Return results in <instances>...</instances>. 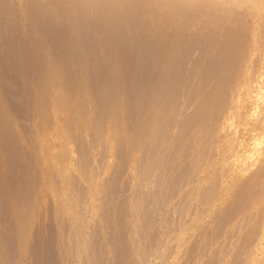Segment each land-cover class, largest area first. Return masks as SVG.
Masks as SVG:
<instances>
[{
  "label": "rangeland",
  "instance_id": "1",
  "mask_svg": "<svg viewBox=\"0 0 264 264\" xmlns=\"http://www.w3.org/2000/svg\"><path fill=\"white\" fill-rule=\"evenodd\" d=\"M210 1L0 0V112L5 115L2 117L3 115L0 113V143L2 142L0 148L3 149H0V157L2 158L0 159V171H3L4 176L7 175L4 177L0 173V176L3 180L4 178L13 179V176L16 177V181L10 180L11 182L14 181L13 185L11 184L13 187H11L16 189L13 190L10 187L11 182L7 179L10 182L7 181L9 183L8 192H10H6L8 193L6 197L3 195L5 194L4 191H7L3 189L6 188L4 187L6 182L3 181V185L0 184V195L6 198L5 203L4 198H0V218L2 213L4 218L6 215L8 216L6 221L1 218L5 224L0 222V234L3 237L8 235L5 237L6 240L7 237L9 238L14 234L19 247H17L16 242L14 244L16 240L12 236L13 239L10 242L14 240L12 242L14 245H10V242L7 241L10 248L8 246L6 251L4 245L7 243L6 241H4L5 243L1 242L3 237L0 235V264H10V261V263L7 262L8 258L6 257L8 255L6 252L16 248H18L16 260L19 259V261H15V263L19 264L22 261L21 264H31L32 253L30 252L33 250L30 249H33L35 244H38V248L41 244H45L46 239L43 242L39 236L42 231L46 232L45 235H48V240L49 235L53 238L50 239L52 242L54 241L55 246L52 252H55L53 254L58 258V264H82V262L95 264L97 257V262L100 260L102 264H116L115 257H112L114 256V248L110 239L112 240V236L117 238L120 235L122 237L117 239L125 238L128 240L124 239L128 244L126 247L131 252V254L128 252L130 256L127 255L128 249L123 245V242H120L123 246L117 243L121 247H119L120 250L123 251V247L127 249L125 253L122 252L126 254L124 257L127 260L126 262L122 261L121 264L123 262L125 264H264V0H225L221 3ZM113 8H118L121 13L112 10ZM65 9L75 12L66 22L58 21L56 23L50 19L46 20L50 12L51 14L59 13ZM7 10L10 11L9 14L11 13L9 18L6 13ZM115 11L120 14L121 20L125 21V24L115 29L112 27V30L130 35L136 27L135 25L132 26L130 22L134 23L135 20H138L141 25L147 28V31L140 36H143L147 41L161 36L164 44L171 47L166 58L163 62L153 63L156 65L155 69L151 67L153 64H143L131 66L127 70V67L120 66L122 62L119 59L112 60L114 64L109 67L114 66L113 69L115 68L114 70L117 71L113 72L115 75L118 74V71L122 73L126 70L128 74L133 67L136 70L137 68L140 69V72L131 69L133 74L127 76V78L131 77L129 78L130 81H126L127 74H124V78L117 81L118 76L109 74L113 70L110 71L111 69L101 65V62H95L90 65V68L96 64V67L94 66L96 70L94 68L85 70L84 76L87 74L85 83H76L71 79V75L75 72L73 69L79 68L76 65H71V67L64 65L67 62L71 63V61H67L62 56H69L73 51L78 52L79 50L76 49H81V51L87 48L95 49L99 47L102 39L109 38L110 34H107L106 29L103 28L96 30L92 32L88 40L78 38L74 43L75 47L73 46L75 49L71 50L69 46L66 47L71 44V42H67L70 38L69 33L79 31L84 25L86 27L84 21L86 15L90 16L87 19L90 21L92 19L89 25L91 27L107 22L106 19H111L109 14ZM103 12L107 13L106 19L101 17ZM40 21L42 23L44 21L43 27L47 25V31L43 29V32H34L37 23ZM49 30L50 32L53 30L55 33L52 31V35H50ZM56 33L62 35L61 43L66 42L64 44L66 50L60 48L54 51V49L46 48L52 45V40L48 38L49 35L54 36ZM54 37L59 36L55 35ZM119 40L122 41L120 38ZM12 41L13 43H11ZM124 46L133 53L139 50L132 43ZM120 48L117 49L115 45H112L109 53L114 56L124 53L120 51ZM20 49L22 52H19ZM66 51L67 54H64ZM28 52L33 53V55L31 54L32 56L28 57L27 60L22 61L26 59L25 56L30 55ZM41 52L45 56L47 70L44 72L45 69L41 67L43 72L39 73L41 70L38 67L35 68L34 65V68L30 66L31 62L29 61H31V57L36 59V56ZM21 54H23V59L20 57ZM185 55L189 57L186 61L183 58ZM16 56L22 62L16 60ZM181 57L183 62H178ZM35 59L32 63L39 66ZM17 62L20 64L19 67ZM81 62L86 66L89 64L88 59H83ZM9 64L14 65L12 69H10L11 66H8ZM21 65H24L23 68ZM98 65L102 67L100 68ZM103 66L107 68H105L106 71ZM72 67L74 68L71 69ZM161 67H164L162 68L163 71L160 70ZM33 69H35V74L32 73ZM37 69L40 71L36 72ZM102 69H104L103 74L105 76L107 74L106 78H109L105 81L110 80L112 76L111 79L114 78V83L118 82L116 88L120 90V86L124 85L122 87L124 91L118 96L116 95L118 89L115 92L114 89H111L112 87L110 88L114 91L115 94L113 95L116 96V99L111 95L112 91L108 88L110 81H102V86L100 85L101 82L99 81L105 79L102 75ZM141 69L145 70L143 73H150L151 78L146 74L150 78L149 83L148 78H145L147 76H143L145 84L139 80V76H135L136 73H142ZM7 70L9 71L7 72ZM21 70L23 71L21 72ZM95 71L96 74H94ZM100 71L102 72L100 73ZM158 73L162 75L156 76ZM108 74L111 76L109 77ZM153 74H156V78ZM168 74H170V78L167 77ZM28 75L30 77L26 79ZM178 75L179 78H177ZM153 76L157 80L154 81ZM12 77L14 78L12 79ZM136 77L138 83L135 80ZM163 77L168 79L167 83L172 80L170 81V88L179 92L177 97L168 98L170 88ZM89 78L93 79L92 84H89ZM131 79H133L132 82ZM13 80H16L15 83L18 87L11 83ZM17 80L22 81V83L19 84ZM112 80L111 82H113ZM179 80L180 83H178ZM29 81L33 82L32 84L36 88L34 85L28 84ZM135 81L136 83H134ZM157 81H162L163 86L166 83L169 90L166 85L164 88H160L161 85H158ZM105 83L107 85H104ZM152 83L156 86H153ZM8 84L12 86L7 87ZM22 84L24 89L19 87ZM93 84L97 85H95L96 88ZM179 84L182 88L184 86L183 89L185 90H181ZM80 85L81 87H79ZM103 86H107V88ZM126 86L136 88L135 92L132 93L131 88L128 91ZM147 86L154 90L152 93L155 95L152 93L150 95L155 96V100L161 99L162 95H167L155 103L154 97L149 96L152 89L149 90ZM27 87L28 89L34 88L35 98L32 92H29L30 95L27 93ZM165 87L166 94L164 92ZM6 88L8 89L6 90ZM98 88L105 89V91L102 92L101 89L98 91ZM19 89H21L20 92ZM159 89L162 91V95L159 94L160 97L158 94V96L156 95ZM12 90L15 94L16 91L19 92H17L19 98L13 92L10 94ZM140 91L142 93H139ZM144 92L150 100L152 98L149 103L145 102L149 98L146 94L143 96ZM134 93L136 96L140 95L136 97L138 100L135 99ZM184 93H187L185 94L186 100L182 98ZM20 94L22 97L25 95L26 98L23 97L25 100L20 98ZM31 94L34 98L33 112H31L33 107H30L32 99L30 105L27 103V100L32 96ZM110 95L112 97L108 98L113 100L112 102L108 101L106 97ZM95 96H97V100ZM14 99L17 101H12ZM98 99L102 103L100 100V103H97ZM103 99L105 105L109 106L104 105ZM182 99L188 100L185 102L187 103V105L185 104L186 107H184L185 105L182 107ZM18 101L19 103L23 101V105L21 103L18 105ZM108 102L112 104H108ZM143 102L144 105L141 104ZM149 104L150 111H146L149 110L147 109L149 106H147V108H143L146 113L143 112L142 106ZM100 105L103 107L101 108ZM131 105L137 107V113L135 108H129L132 107ZM15 106H19L20 109L28 106L30 110L26 108V111L31 112L28 113L31 114L32 119L30 120L25 109L23 112L26 113L21 112L20 114L18 112L20 109L15 108ZM17 109L19 110L17 111ZM179 109L183 110L180 111ZM141 114L143 117H140ZM138 119H143L144 122L143 120L140 122ZM186 121L190 123L188 124ZM144 126H147V131L145 129L143 131ZM138 128H141L142 132ZM145 131L148 134L144 133ZM18 148L23 150L22 153ZM123 152L125 155H122ZM163 153H166L165 158ZM170 153L172 154L170 155ZM6 154H9L8 158ZM12 155L14 157H11ZM26 155H28L27 158H31L30 164L28 163L30 159L26 161ZM166 155L171 157L166 159ZM121 156H125V160ZM9 157L12 159L10 160ZM6 159L7 161L10 160L9 168L6 166L4 169L2 164L7 165ZM13 159L20 161L16 162ZM165 160L168 161L165 162ZM166 163L168 164L166 165ZM28 164L30 166L26 167ZM10 167H13L14 170ZM26 168L29 169L31 175L25 171ZM18 169L23 170L22 172L25 174L20 170L17 171ZM8 172L13 173L12 177L11 173ZM161 172L162 174H160ZM155 173L161 177L166 173V176L163 175L165 179L160 176L153 177V174L156 175ZM19 176H21V180H19ZM26 176L29 179L32 177L30 180L35 184V187L33 183H28L29 180L26 181L28 179ZM156 178L158 180L161 178L164 181L157 182ZM2 179H0L1 183ZM22 180L23 182L25 180L26 183L23 184ZM166 180L171 181L167 183ZM19 181L21 184L16 183ZM172 182L174 183L171 186ZM22 184L25 185V188L27 184L28 186L32 184L35 192L32 193L33 189L28 192V186L26 190L24 188L21 192ZM166 184L170 185V188H167L169 189L168 193L166 192L167 189L164 188L167 186ZM19 186L21 187L18 189V191L20 190L18 195L16 190ZM158 186L160 187L158 188ZM173 187L175 188L172 189ZM156 189L157 193L154 191ZM14 190L16 192L12 193ZM161 191H164L163 195L160 193ZM1 192L3 193L1 194ZM169 192L170 194L174 192V196L172 194L170 197ZM32 194L33 196H31ZM23 195L25 198H22ZM157 195L161 197L166 195L167 199L162 197L163 200L161 201ZM16 196V200L19 198L24 200L20 199L17 202L15 201ZM146 197L154 200L147 198L148 201ZM11 200L13 201L11 202ZM27 201L29 203L25 205ZM143 202L146 203L144 206ZM4 204L8 208L7 211L11 212L13 221L12 218L7 220L11 216L5 212ZM143 207L147 209L142 210ZM155 209H157V213ZM146 211L147 216L144 214ZM19 212L23 214V217H21L22 214L19 215ZM154 212L155 214H153ZM121 214L123 218H121ZM154 215L155 217H153ZM149 216L150 218L153 217L154 220L148 219ZM31 217L33 218L31 219ZM15 218L16 220H14ZM104 220L107 223L112 222L111 225L114 226L113 229H116H114L116 234L114 232L111 234L112 236H109L113 229H111V225L107 226ZM48 221H54V224L52 223V225ZM15 222L17 224L15 229L12 224V227L6 225L13 223L16 226ZM45 222H48L49 225L44 224ZM63 224L65 227L67 225L69 230L65 231ZM147 224L151 226V229L144 233L148 235V240L151 238L150 241L152 242H148L150 246L147 240L141 237L143 235L141 230L145 231ZM11 228L14 229L15 233V230L19 233L15 235L12 229L13 234L10 232L11 235H9ZM36 228L38 230H35ZM123 228L126 229V236L122 233L119 234L120 230L124 233ZM38 231L40 232L38 233ZM52 234H55V237H52ZM17 235L19 236L17 237ZM93 246H96L95 248L98 246L99 249H93ZM3 248L6 251V257ZM92 249H101L100 254L98 255V251H94L93 254ZM91 254L97 257L92 259Z\"/></svg>",
  "mask_w": 264,
  "mask_h": 264
},
{
  "label": "bare ground",
  "instance_id": "2",
  "mask_svg": "<svg viewBox=\"0 0 264 264\" xmlns=\"http://www.w3.org/2000/svg\"><path fill=\"white\" fill-rule=\"evenodd\" d=\"M176 1H177V0H176ZM180 1H182V2H183V1H184V2L194 1V2H195V1H199V0H180ZM200 1H201V0H200ZM203 1L208 2V0H207V1H206V0H203ZM211 1H215L216 3H217V2H218V3H221V2H223V1H225V0H211ZM211 1H210V2H211ZM229 1H230V0H229ZM169 2H170V1H169ZM205 2H204V3H205ZM167 3H168V1H167ZM217 5H218V4H217ZM3 8H4V7H3ZM11 10H12V9H11ZM14 11H15V10H14ZM12 13H13V12H12ZM3 14H5V13H3ZM19 14H20V13H19ZM9 17H10V15H9ZM12 18H13V17H12ZM14 18H15V15H14ZM17 18H18V17H17ZM5 19H6V18H5ZM5 19H4V20H5ZM14 20H15V19H14ZM14 20H13V21H14ZM20 20H21V19H20ZM7 21H8V20H7ZM17 21H18V20H17ZM45 21H46V20H45ZM43 22H44V21H43ZM46 22H47V21H46ZM4 23H5V22H4ZM10 23H11V22H10ZM18 23H19V22H18ZM18 23H17V24H18ZM6 24H7V23H6ZM17 24H16V25H17ZM20 24H21V23H20ZM47 24H48V23H47ZM59 24H60V23H59ZM59 24H58V25H59ZM8 25H9V23H8ZM16 25H15V26H16ZM48 25H49V24H48ZM58 25H56V26H58ZM56 26H55V27H56ZM2 27H3V26H2ZM5 27H6V25H5ZM19 27H20V26H19ZM46 27H47V25H46ZM49 27H50V26H49ZM3 28H4V27H3ZM6 28H7V27H6ZM33 29H35V28H33ZM48 29H49V28H48ZM51 29H52V28H51ZM1 30H2V29H1ZM9 30H10V29H9ZM13 30H14V29H13ZM49 31H50V30H49ZM49 31H48V33H49ZM52 31H53V30H51V32H52ZM59 31H60V30H59ZM19 32H20V31H19ZM53 32L55 33V31H53ZM10 33H11V32H10ZM6 34H7V33H6ZM33 34H34V33H33ZM45 34H46V33H45ZM62 34H63V33H62ZM2 35H3V34H2ZM40 35H41V34H40ZM65 35H66V34H65ZM3 36H4V35H3ZM21 36H22V35H21ZM24 36H26V35L24 34ZM6 37H8V36L6 35ZM38 37H39V36H38ZM45 37H46V36H45ZM63 37H64V35H63ZM11 38H12V37H11ZM20 38H21V37H20ZM24 38H25V37H24ZM36 38H37V37H36ZM48 38H50V37H48ZM59 38H62V37H59ZM14 39H15V38H14ZM14 39H13V41H14ZM62 40H63V39H62ZM65 40H66V39H65ZM10 41H11V40H10ZM13 41H12L11 43H13ZM41 41H42V40H41ZM43 42H44V41H43ZM64 42H65V41H64ZM67 42H69V41L67 40ZM0 43H1V42H0ZM18 43H19V42H18ZM64 44H66V42L63 43L62 45H64ZM17 45H18V44H17ZM18 46L20 47V45H18ZM26 46H27V45H26ZM16 47H17V46H16ZM34 47H35V46H34ZM73 48H74V47H73ZM15 49H16V48H15ZM21 49H22V48H21ZM21 49H20V50H21ZM25 49H26V48H25ZM74 49H75V48H74ZM17 50H18V48H17ZM76 50H78V49H76ZM12 51H13V50H12ZM31 51H32V50H31ZM16 52H17V51H16ZM19 52H22V50L19 51ZM19 52H18V53H19ZM25 52H26V51H25ZM59 52H60V51H59ZM63 52H64V51H63ZM5 53H6V51H5ZM28 53H29V52H28ZM57 53H58V52H57ZM10 54H11V53H10ZM19 54H20V53H19ZM25 54H27V53H25ZM29 54H30V53H29ZM29 54H27V55H29ZM31 54L33 55V53H31ZM31 54H30L29 56H25V55H24V56L26 57V59H23V58H22V55H23V54H21L20 57L23 59L22 61H25V60H27L28 57L32 56ZM64 54H67V51H66V53H64ZM34 55L36 56V54H34ZM55 55H56V54H55ZM6 56H7V55H6ZM13 56H14V54H13ZM13 56H12V57H13ZM18 56H19V55H18ZM18 56H16V58H15L16 60H20V59H17ZM35 56H33V57H35ZM9 57H10V56H8V58H9ZM36 57H37V56H36ZM70 57H71V56H70ZM10 58H11V57H10ZM34 59H35V58H32V57H31V61H29V62H31V63H30V66L33 67V65H34L35 68L38 67V69L41 70V68H39V66L35 65L34 63H32V61L34 62ZM2 60H4V59H2ZM9 60H10V59H9ZM35 60H36V59H35ZM13 61H15V60H13ZM20 61H21V60H20ZM22 61H21V62H22ZM1 62H2V61H1ZM7 63H9V62L7 61ZM7 63H6V64H7ZM26 63H27V62H26ZM35 63H36V62H35ZM65 63H66V62H65ZM13 64L15 65V63H13ZM31 64H32V65H31ZM152 64H153V63H151V65H152ZM3 65H4V64H3ZM14 65H13V66H14ZM17 65H18V67L20 66V64H19L18 62H17ZM24 65H25V64H24ZM24 65H21L22 68H23ZM64 65H65V64H64ZM64 65H63V66H64ZM101 65H102V64H101ZM5 66H6V65H5ZM8 66H11L10 69H12V67H13L12 64H11V65L9 64ZM15 66H16V65H15ZM94 66L96 67V64H95ZM94 66H93L92 68H90V66H89V70H90V69H93ZM98 66H99L100 68L102 67V66H100V65H98ZM117 66H118V65H117ZM137 66H138V65H137ZM180 66H181V65H180ZM182 66H183V65H182ZM6 67H7V66H6ZM28 67H29V66H28ZM70 67H71V66H70ZM99 67H98V68H99ZM113 67H114V66H113ZM113 67H109V66L107 67V68L111 69L110 71L113 70L112 73H109V71H108V73L111 74V75H113V76H116V77H117V75H115V73L113 74V72L116 71V70H114L115 68L113 69ZM115 67H116V66H115ZM151 67H153V69H155L156 65L153 64ZM151 67H150V68H151ZM158 67H159V66H158ZM158 67H157V68H158ZM8 68H9V67H8ZM33 68H34V67H33ZM73 68H74V67H72L71 69H73ZM98 68H97V70H98ZM103 68H104V66H103ZM105 68H106V67H105ZM105 68H104V69H105ZM107 68H106V69H107ZM148 68H149V67H148ZM162 68H164V67H161L160 70H162ZM13 69H14V68H13ZM38 69L36 70V72H37V71H40V70H38ZM42 69H43V68H42ZM44 69H45V68H44ZM94 69L96 70V68H94ZM104 69H102V71H103ZM106 69H105V71H106ZM109 69H108V70H109ZM131 69H134L135 71L140 72V71H139L140 69L138 70V68H137V70H136V68H134V67L131 68ZM178 69H181V68H178ZM23 70H24V69H23ZM23 70H21V72H22ZM26 70H27V69H26ZM29 70H30V69H29ZM33 70H34V71H33ZM33 70H32V73L34 72V74H35V69H33ZM45 70H46V69H45ZM63 70H64V68H63ZM73 70H75V72H76V71L79 70V69H77V70H76V69H73ZM87 70H88V69H87ZM120 70H121V69H120ZM125 70H126V68H125ZM141 70H142V73H139V74H140V75L142 74V75H141L142 77H141L139 74H137V73H136L135 76H139V77H138L139 80H141V81L145 84V82L143 81V78H144L145 76H147V75H149V77H150V73H149V74H148V73H143V72H145V70H144V69H141ZM143 70H144V71H143ZM146 70H148V69L146 68ZM158 70H159V69H158ZM5 71H6V69H5ZM8 71H9V70H7V72H8ZM13 71H15V70H13ZM68 71H69V70H68ZM93 71H94V70H93ZM102 71H100V73H101ZM154 71H155V73H157L156 70H154ZM162 71H163V70H162ZM162 71H161V72H162ZM164 71H166V70H164ZM30 72H31V71H30ZM30 72H29V73H30ZM41 72H43V70H41L39 73H41ZM70 72L72 73V71H70ZM70 72H68V73H70ZM75 72H74V73H75ZM85 72H86V71H85ZM89 72H90V71H89ZM116 72H117V71H116ZM132 72H133V71H132ZM161 72H160V73H161ZM208 72H209V71H208ZM26 73H27V72H26ZM32 73H30V74H32ZM71 73H70V74H71ZM74 73H73V74H74ZM96 73H97V72L95 71L94 74H96ZM103 73H104V71L102 72V75L105 77V79H104V77L101 75V76L103 77L104 80H100V81L98 80L99 82H101V84H100L101 86H102V81H105L106 79H109V78H106V77H107V74H106V76H105ZM105 73H106V72H105ZM118 73H119V71H118ZM165 73H166V72H165ZM5 74H6V73H5ZM34 74H32V75H34ZM42 74H43V73H42ZM90 74H92V72H90ZM94 74H93V75H94ZM109 74H108V76H109ZM126 74H127V73H126ZM131 74H133V73H131V71H130V73L126 75V78H127L128 75L131 76ZM146 74H147V75H146ZM207 74L209 75V73H207ZM12 75H15V74H12ZM66 75H67V74H66ZM86 75H87V74H86ZM86 75H85V77H86ZM93 75H92V76H93ZM97 75H100V74H97ZM111 75H110V76H111ZM144 75H145V76H144ZM153 75H154V74H153ZM155 75H156V74H155ZM155 75H154V76H155ZM161 75H162V74H161ZM161 75H159V73H158L156 76H161ZM10 76H11V75H10ZM24 76H25V75H24ZM110 76H109V77H110ZM132 76H133V75H132ZM143 76H144V77H143ZM154 76H153V78H154ZM156 76H155V78H156ZM168 76H169V78H170V74H168L167 77H168ZM171 76H172V75H171ZM174 76H175V75H174ZM19 77H20V76H19ZM28 77H30V76L28 75L26 79H28ZM47 77H48V76H47ZM94 77H95V75H94ZM94 77H93V78H94ZM96 77H97V76H96ZM102 77H100V79H102ZM116 77H115V78H116ZM133 77H134V76H133ZM133 77H132V78H133ZM212 77H213V76H212ZM7 78H8V77H7ZM10 78H11V77H10ZM10 78H9V79H10ZM13 78H14V77H12V79H13ZM15 78H16V77H15ZM97 78H99V76H98ZM97 78H95V79H97ZM111 78H112V76H111ZM111 78H110V80L105 81V82L110 81V83L108 84V85H110V86L108 87L109 89H110L111 87H113V85L111 86V84L114 83V81H113L114 78H113V80H112ZM126 78H125V79H126ZM129 78H131V77H129ZM129 78H127L126 81L129 80ZM145 78H148V76L145 77ZM150 78H151V77H150ZM150 78L147 79V80H148V83H149V79H150ZM155 78H154V81L157 80V79H155ZM157 78H159V77H157ZM163 78H164V77H163ZM177 78H179V75H178ZM177 78H176V79H177ZM9 79H8V80H9ZM12 79H11V80H12ZM17 79H18V77H17ZM71 79H72V78H71ZM174 79H175V78H174ZM19 80H20V79H19ZM19 80H17L18 83H19V84H20V82L22 83V81H19ZM21 80H22V79H21ZM111 80H112L113 82H111ZM132 80H133V79H131V82H132ZM135 80H137V77H136ZM144 80H145V79H144ZM151 80H152V79H151ZM161 80H162V78H161ZM167 80H168V79H167ZM167 80L165 79L164 81L166 82ZM177 80H178V79H177ZM177 80H175V81H177ZM4 81H5V80H4ZM6 81H7V80H6ZM13 81H14V82H13ZM13 81H12L11 83H12L13 85L16 86V83H15L16 80H13ZM115 81H116V79H115ZM124 81H125V80H124ZM129 81H130V80H129ZM141 81H140V82H141ZM152 81H153V80H152ZM152 81H151V82H152ZM154 81H153V83H154ZM170 81H172V80H170ZM170 81H169V83L166 82L167 84H169V88H170ZM0 82H1V81H0ZM7 82H8V81H7ZM26 82H27V80H26ZM26 82H23V83H26ZM29 82H30V81H29ZM94 82H96V81H94ZM140 82H139V83H140ZM151 82H150V84H151ZM161 82H162V81H159V82L157 81V83H159L158 85H161V87H160V86H159V87H160V88H164V86L166 85V87H167V89H168L167 84L164 82L165 85L163 86V85L161 84ZM5 83H6V82H5ZM14 83H15V84H14ZM32 83H33V82H30V83H28V84L34 85V84H32ZM76 83H78V82H76ZM122 83H123V82H122ZM122 83H121V84H122ZM134 83H136V81H135ZM137 83H138V80H137ZM146 83H147V81H146ZM153 83H152V85H153ZM157 83H156V84H157ZM164 83H163V84H164ZM178 83H180V80H179ZM28 84H27V85H28ZM73 84H74V83H73ZM86 84H87V83H86ZM96 84H98V83L96 82ZM96 84H93L94 87H95ZM116 84H117V83H116ZM123 84H124V83H123ZM8 85H9V84H8ZM17 85H18V84H17ZM25 85H26V84H25ZM27 85H26V86H27ZM98 85H99V84H98ZM100 85H99V86H100ZM104 85H107V83H105ZM139 85H140V84H139ZM142 85H143V84H142ZM146 85H147V84H146ZM146 85H145V86H146ZM158 85H157V87H158ZM177 85H178V84H177ZM3 86H4V85H3ZM5 86H6V85H5ZM11 86H12V85H9V86H7V87H11ZM26 86H25V87H26ZM29 86H30V85H28V87H29ZM34 86H35V85H34ZM71 86H72V85H71ZM77 86H78V85H77ZM96 86H97V85H96ZM123 86H124V85H123ZM140 86H141V85H140ZM143 86H144V85H143ZM148 86H150V85L148 84ZM148 86H147V88H148ZM153 86H156V85H153ZM162 86H163V87H162ZM179 86H180V84H179ZM179 86H178V87H179ZM16 87H18V86H16ZM19 87L24 89V85H23V84H22L21 86H19ZM28 87L26 88V90L28 91L27 93L30 95L29 92H32V93H33V92H34V90H33L34 88H32V89L29 88V89H28ZM31 87H33V86H31ZM79 87H81V85H80ZM84 87H85V86H84ZM103 87H104V88H107V86H103ZM126 87H127L128 91H129V88H131L130 86H129V87L126 86ZM166 87H165V90L163 89L164 92L166 91ZM176 87H177V86H176ZM35 88H36V86H35ZM88 88H89V87H88ZM95 88H96V87H95ZM95 88H94V89H95ZM147 88H146V89H147ZM173 88H174V87H173ZM181 88H182V87L180 86V89H181ZM183 88H185V87L183 86ZM183 88H182L181 90H185V89H183ZM7 89H8V88H6V90H7ZM10 89H11V88H10ZM84 89H85V88H84ZM100 89H101V88H100ZM100 89L98 88V91H99ZM111 89H112V88H111ZM111 89H110V90H111ZM148 89L151 90L152 87H150V88H148ZM176 89H177V88H176ZM13 90H14V87H13ZM13 90L10 91V92H11L10 94H12ZM15 90H16V89H15ZM20 90H21V89H19V92H20ZM29 90H30V91H29ZM85 90H86V89H85ZM101 90H102V89H101ZM110 90H109V91H110ZM125 90H126V89H125ZM131 90H132V93H133V91L135 92L136 88H135V89L131 88ZM131 90H130V91H131ZM168 90H169V89H168ZM168 90H167V91H168ZM170 90H171V88H170ZM170 90H169V91H170ZM178 90H179V89H178ZM89 91H90V90H89ZM91 91H92V90H91ZM96 91H97V90H96ZM104 91H105V89L102 90V92H104ZM111 91H112V90H111ZM152 91H153V93H154V90H153V89L151 90L150 93H149V91H148V93H149V96L154 97L153 99L155 100L156 97L153 96V95H155V94H153ZM159 91H161V89L158 90V93H156V95H157V94H158V95H159V94L162 95V94H161L162 91H161L160 93H159ZM172 91H174V90H172ZM7 92H8V91H7ZM17 92H18V91H16V94H15V92H13V94H15V95L18 96ZM19 92H18V93H19ZM25 92H26V91H25ZM25 92H23V93H25ZM115 92H116V90H115ZM164 92H163V93H164ZM8 93H9V92H8ZM21 93H22V91H21ZM34 93H36V92H34ZM34 93H33V95H34V98H35V94H34ZM95 93H96V92H95ZM100 93H101V92H100ZM130 93H131V92H130ZM130 93H129V94H130ZM136 93H138V92H136ZM136 93H134L135 99H137V98H136L137 96H140V95H137V96H136ZM139 93H142V92L140 91ZM151 93H152L153 95H150ZM182 93H183V92H182ZM28 94H27V95H28ZM81 94H82V93H81ZM114 94H115V93H114ZM117 94H118V93H116V95H117ZM145 94H146V93L144 92L143 96H144ZM165 94H166V92H165ZM185 94H187V93H184V95H182V96H183L182 98H183V99L185 98V100H186ZM21 95H22V94H20V98L22 97ZM23 95H24V94H23ZM27 95H26V96H27ZM29 95H28V96H29ZM31 95H32V94H31ZM33 95L31 96L30 99H28L29 101L26 99V100H27V103H29L28 105H30V100L32 99V100H31L32 102H31V106H30V107H33V106H34V105L32 106V103H34V101H33V99H34V98H33ZM111 95H112V94H111ZM111 95H110V96H106L107 99H108V101H111V100H109L108 97H112V96L114 97V95H112V96H111ZM146 95H147V94H146ZM158 95H157V96H158ZM160 95H159L158 97H160ZM166 95H167V94H166ZM166 95H162V96H161V99H160V98H159V99L157 98V99L161 101V100H162V97H165ZM168 95H169V93H168ZM10 96H11V95H10ZM12 96H14V95H12ZM17 96H16V97H17ZM24 96H25V95H24ZM24 96H23V97H24ZM28 96H27V97H28ZM143 96H142V97H143ZM147 96H148V95H147ZM149 96H148V98H149ZM186 96H187V95H186ZM14 97H15V96H14ZM14 97H13V98H14ZM23 97H22V98H23ZM29 97H30V96H29ZM29 97H28V98H29ZM115 97H116V96H115ZM115 97H114V99H116ZM10 98H11V97H10ZM17 98H19V96H18ZM24 98H26V97H24ZM24 98H23V100H25ZM95 98H96V100H97V96H95ZM138 98H139V97H138ZM143 98H144V97H143ZM166 98H167V97H166ZM168 98H169V97H168ZM15 99H16V98H15ZM15 99L12 100V101H15ZM105 99H106V98H105ZM107 99H106V102H107ZM135 99H134V100H135ZM145 99H146V98H145ZM145 99H144V101H145ZM183 99H182V100H183ZM188 99H189V98H188ZM83 100H84V99H83ZM91 100H92V99H91ZM99 100H100V99H98V102H97V103H100V102L102 103V101L100 100V102H99ZM129 100H130V99H129ZM132 100H133V98H132ZM137 100H138V99H137ZM139 100H141V98H139ZM149 100H150V98H149L147 101H145V102L149 103V102L152 100V98H151L150 101H149ZM165 100H166V99H165ZM165 100H164V101H165ZM169 100H170V99H169ZM179 100H180V99H179ZM182 100H181V103H183V105H182V104H181V105H182V107H183L185 104L187 105V103H185V102H188V100H187V101H184V100H183V102H182ZM16 101H17V100H16ZM16 101H15V102H16ZM112 101H113V100H112ZM112 101H111V102H112ZM15 102H14V103H15ZM95 102H96V101H95ZM95 102H94V103H95ZM111 102H110V103H111ZM11 103H12V102H11ZM20 103L22 104L23 101L20 102ZM20 103H19V101H18V105H19ZM94 103H93V106H94ZM103 103H104V105H105V101H104V99H103ZM110 103L108 102V104H110ZM129 103L131 104V102H129ZM138 103H140V101H138ZM138 103H137V104H138ZM147 103H146V104H147ZM151 103H152V102H151ZM151 103H150V104H151ZM189 103H190V102H189ZM9 104H10V103H9ZM15 104L17 105V103H15ZM25 104H26V103H25ZM95 104H96V103H95ZM106 104H107V103H106ZM111 104H112V103H111ZM113 104H114V102H113ZM135 104H136V103H135ZM135 104H133V105H135ZM141 104L144 105V102L141 103ZM150 104H149V105H145L144 107L142 106V109H141V110H143V108H147V106H149V107L147 108V109H149V108H150ZM163 104H164V102H163ZM22 105H23V104H22ZM98 105H99V104H98ZM98 105H97V107H99ZM102 105H103V104H102ZM133 105H131L132 107H129V108L134 109L135 106L133 107ZM138 105H140V104H138ZM151 105H152V104H151ZM186 105H185L184 107H186ZM8 106H9V105H8ZM12 106L14 107V104H13ZM93 106H92V107H93ZM105 106H109V105H105ZM128 106H129V105H128ZM163 106H164V105H163ZM178 106H179V105H178ZM16 107L19 108V106H15V108H16ZM23 107H24V106H23ZM100 107L102 108L103 106L100 105ZM26 108L28 109L29 107L27 106ZM26 108H24L25 111L27 110ZM94 108H96V107H94ZM9 109H10V108H9ZM19 109H20V108H19ZM19 109H17V111H18ZM21 109H22V110H21ZM21 109H20V111H18V112H20V114H21V112H23V110H24L23 108H21ZM115 109H116V108H115ZM139 109H140V108H139ZM7 110H8V109H7ZM11 110H12V109H11ZM11 110H10V111H11ZM28 110H30V108H29ZM89 110H90V109H89ZM98 110H99V109H98ZM100 110H101V109H100ZM134 110H135L136 113H137V110H138L137 107H136ZM141 110H140V111H141ZM179 110L182 111L183 109H182V110L179 109ZM184 110H186V109H184ZM15 111H16V109H15ZM25 111H24L23 113H26V112H27V111H26V112H25ZM33 111H34V107L32 108V111H31V112H33ZM130 111H131V110H130ZM135 111H134V112H135ZM144 111H145V109L143 110V112H144ZM146 111L149 112L150 109H149V110H146ZM146 111H145V113H146ZM166 111H168V110H166ZM3 112H4V111H3ZM11 112H12V111H11ZM18 112H17V113H18ZM28 112H30V111H28ZM28 112H27V113H28ZM31 112H30V113H31ZM131 112H133V111H131ZM134 112H133V113H134ZM138 112H139V111H138ZM0 113H2V112H0ZM96 113H97V112H96ZM141 113H142V112H141ZM181 113H183V112H181ZM130 114H131V113H130ZM160 114H161V113H160ZM2 115H3V113H2ZM17 115H18V114H17ZM28 115H29V113H28ZM97 115H98V114H97ZM4 116H5V115H3L2 117H4ZM15 116H16V115H15ZM29 116H30V120H31V119H32V118H31V117H32L31 114H30ZM29 116H28V117H29ZM131 116H132V114H131ZM145 116H146V114H145ZM168 116H169V115H168ZM9 117H10V116H9ZM9 117H8V118H9ZM140 117H143L142 114L140 115ZM147 117H148V116H147ZM0 119H1V116H0ZM26 119H27V118H26ZM139 119H140V118H139ZM139 119H138V120H139ZM145 119H147V118L145 117ZM9 120H10V119H9ZM142 120H143V119H142ZM142 120H139V121L141 122ZM146 121H147V120H146ZM169 121H170V120H169ZM10 122H11V121H10ZM136 122H137V121H136ZM143 122H144V120H143ZM164 122H165V121H164ZM164 122H163V123H164ZM186 122H187L188 124L190 123V122H188V121H186ZM138 123H139V122H138ZM146 123H148V121H147ZM170 123H171V122H170ZM187 123H185V124H187ZM3 124H4V123H3ZM142 124L144 125V123H142ZM164 124H165V123H164ZM168 124H169V123H168ZM143 125H141V126H143ZM145 125H146V124H145ZM147 125H148V124H147ZM183 125H184V124H183ZM5 126H6V125H5ZM141 126H139V127H141ZM0 127H1V126H0ZM144 127H145V126H144ZM146 127H147V126H146ZM146 127L143 128V131H144V129H145V130L147 129ZM163 127H166V126H163ZM7 129H8V128H7ZM138 129H139V128H138ZM140 129H141V128H140ZM140 129H139V130H140ZM162 129H163V128H162ZM3 131H4V130H3ZM146 131H147V130H146ZM146 131H145L144 133H147ZM140 132H142V131L140 130ZM4 133H5V132H4ZM144 133H143V134H144ZM147 134H148V133H147ZM4 135H5V134H4ZM141 135H142V134H141ZM145 135H146V134H145ZM5 136H7V135H5ZM31 137H32V136H31ZM143 138H144V137H143ZM6 139H7V137H6ZM3 140H4V139H3ZM4 141H5V140H4ZM7 142H8V141H7ZM25 142H26V141H25ZM171 142H172V141H171ZM1 143H2V142H1ZM1 143H0V144H1ZM14 143H15V142H14ZM18 143H19V142H18ZM18 143H17V145H19ZM28 143H29V142H28ZM33 143H34V142H33ZM2 145H3V144H2ZM2 145H1V146H2ZM19 146H20V145H19ZM0 149H1V148H0ZM18 149H19V148H18ZM18 149H17V150H18ZM20 149H21V148H20ZM20 149H19V150H20ZM1 150H3V149H1ZM4 150H5V148H4ZM24 150H26V149H24ZM6 151H7V150H6ZM8 151H9V150H8ZM20 151H21V150H20ZM20 151H19V152H20ZM22 151H23V150H22ZM22 151H21V153H22ZM164 151H165V150H164ZM166 151H167V150H166ZM170 151H171V150H170ZM4 152H5V151H4ZM167 152H168V151H167ZM171 152H172V151H171ZM7 153H9V152H7ZM10 153H11V152H10ZM10 153H9V154H10ZM16 153H17V152H16ZM23 153H24V152H23ZM1 154H2V153H1ZM9 154H8V155H9ZM24 154H26V153H24ZM24 154H23V155H24ZM28 154H29V153H28ZM123 154L125 155L124 152L122 153V155H123ZM148 154H149V153H148ZM151 154H152V153H151ZM165 154H166V153H165ZM165 154L163 153V156H164ZM171 154H172V153H170V155H171ZM6 155H7V154H6ZM6 155H5V156H6ZM8 155L6 156L7 158H8ZM15 155H16V154H15ZM17 155H19V153H17ZM20 155H22V154H20ZM30 155H31V154H30ZM168 155H169V152H168ZM0 156H1V155H0ZM27 156H28V155H26L25 158H27ZM11 157H14V156L12 155ZM18 157H19V156H18ZM122 157H123V156H121V158H122ZM124 157H125V156H124ZM124 157H123V158H124ZM147 157H148V156H147ZM167 157H171V156H167V155H166V159H167ZM16 158H17V157H16ZM123 158H122V159H123ZM164 158H165V156H164ZM0 159H2V158L0 157ZM4 159H5V158H4ZM9 159L11 160L12 158L9 157ZM21 159H23V158L21 157ZM28 159H30V161H28ZM148 159H149V158H148ZM10 160H9V161H10ZM13 160H14V159H13ZM16 160H17V159H15L14 161H16ZM123 160H125V158H124ZM168 160H169V158H168ZM168 160H165V162L168 161ZM1 161H2V160H1ZM4 161H5V160H4ZM4 161H3V163H4ZM9 161H7V159H6L5 162H6L7 165L2 164V168L6 169V166L8 167V163H9ZM18 161H20V160L18 159ZM18 161H16V162H18ZM21 161H22V160H21ZM26 161H28V163L30 164V163H31V158H27ZM26 161H25V162H26ZM19 163H20V162H19ZM0 164H1V162H0ZM11 164H14V163H11ZM11 164H10V166H11ZM15 164H16V163H15ZM20 164H21V163H20ZM24 164H25V163H24ZM29 164H28V166H26V167H29V166H30ZM167 164H168V163H166V165H167ZM3 165H5V167H3ZM25 165H27V164H25ZM32 165H33V164H32ZM22 166H24L23 163H22ZM0 167H1V166H0ZM20 167H21V166H20ZM35 167H36V165H35ZM2 168H1V169H2ZM8 168H9V167H8ZM10 168H13V167H10ZM17 168H18V166H17ZM23 169H24V167H23ZM34 169H35V168H34ZM13 170H14V168H13ZM19 170H20V169H18L17 171H19ZM9 171H10V169H9ZM11 171H12V170H11ZM22 171H23V170H22ZM22 171L20 170V172H22ZM25 171H28V172H29V169L26 168ZM30 171H31V169H30ZM32 171H33V170H32ZM36 171H37V170H36ZM159 171H160V169H159ZM2 172H3V171H2ZM2 172L0 171V173H2ZM6 172H7V171H6ZM13 172H15V171H13ZM37 172H38V171H37ZM8 173L10 174L11 172H8ZM22 173H23V172H22ZM163 173H164V172H163ZM3 174H4V173H2L1 175H3ZM6 174H7V173H6ZM14 174H15V173H14ZM23 174H25V173H23ZM23 174H22V175H23ZM33 174H34V172H33ZM37 174H38V173H37ZM155 174H156V173H155ZM160 174H162V172H161ZM165 174H166V173H165ZM165 174H163V175H165ZM4 175H5V174H4ZM4 175H3V176H4ZM10 175H11V177H12L13 173H11ZM16 175H17V174H16ZM18 175H19V174H18ZM22 175H21V176H22ZM29 175H31L30 172H29ZM163 175H162V177H164V179H165V176H166V175H165V176H163ZM6 176H7V175H6ZM6 176H4V177H6ZM21 176H19V180H21V179H20ZM27 176H28V174H27ZM27 176H26V177H27ZM33 176H34V175H33ZM39 176H40V175H39ZM156 176H160V177H161V175H158V174L154 175V174H153V177H156ZM23 177H24V176H23ZM29 177H30V176H29ZM162 177H161V178H162ZM9 178H10V177H9ZM9 178H6V179L4 178V180H3V179H2V176H0V179H2V183L0 182V184L3 185V181L6 182L5 185L7 184L6 186L4 185V187H6L7 189H6V188H3L4 190H7V191H4L5 194H3V195H5V197H6V194L8 195V193L10 192V191L8 192L9 187H7V186H9V183L11 182L10 180H13V179H14V180L16 181V179H15L16 177L14 178V176L12 177L13 179H11V178L9 179ZM27 178H28V177H27ZM161 178H160V180H161ZM7 179H8L10 182H9ZM17 179H18V176H17ZM30 179L32 180V177H30ZM30 179L28 178L27 180H26V179H25V180H26V181L29 180L28 183H30V182H31ZM34 179H35V177H34ZM5 180H6V181H5ZM25 180H24V182H23V180H22V183H23V184L26 183ZM154 180H155V178L153 179V183H154ZM160 180H158V178H156V181H157V182H159ZM171 180H173V179H171ZM171 180H169V182H168V180H166V181H167V183H170ZM0 181H1V180H0ZM7 181H8L9 183H7ZM34 181H35V180H34ZM156 181H155V182H156ZM161 181H164V180H161ZM13 182H14V181H13ZM13 182L10 183V187L13 185V184H12ZM157 182H156V183H157ZM175 182H176V181H175ZM16 183H20V184H21L20 181H19V182H16ZM31 183H33V182H31ZM35 183H36V182H35ZM37 183H38V180H37ZM156 183L153 184V185L155 186ZM173 183H174V182L171 183V186H172ZM11 184H12V185H11ZM20 184H18V185H20ZM23 184L21 185V186H23V187H22L23 189H21V192H23V190H24V188H25V187H24L25 185H23ZM33 184H34V183H33ZM38 184H39V183H38ZM144 184H145V183H144ZM160 184H162V183L160 182ZM160 184H159V185H160ZM31 185H32V184H31ZM31 185H30V186H31ZM166 185H167V186H165L164 188H166V189H167L168 187L170 188V185H168V184H166ZM21 186L17 187V190H16V191H18V189H20ZM27 186H28V184H27ZM27 186H26L25 190L29 187V188H28V189H29L28 192H30V189H33V185L31 186L32 188H31L30 186H28V187H27ZM161 186H163V185H161ZM2 187H3V186H2ZM2 187H1V188H2ZM12 187H13V186H12ZM12 187H11V190L16 189V188H13V189H12ZM14 187H16V185H14ZM34 187H35V184H34ZM159 187H160V186H158V188H159ZM175 187H176V186H175ZM175 187H173L172 189H174ZM154 188H156V187H154ZM154 188H153V189H154ZM161 189L164 190L163 188H161ZM172 189H170V191H172ZM1 190H2V189H1ZM36 190H38V189H36ZM158 190H160V189H158ZM2 191H3V190H2ZM16 191L14 190L12 193H14V192H16ZM19 191H20V190H19ZM19 191L17 192L18 195L20 194ZM151 191H152V190H151ZM154 191L157 193V189L154 190ZM164 191H165V190H164ZM164 191H161L160 193H162V195H163V194H164ZM168 191H169V189L166 190L167 193H168ZM174 191H175V190H174ZM6 192H8V193H6ZM28 192H26V193H28ZM31 192H32V191H31ZM34 192H35V191H34V189H33V192H32V193H34ZM37 192H38V191H37ZM166 192H165V193H166ZM2 193H3V192H1V194H2ZM12 193H11V194H12ZM17 193H16V194H17ZM171 193L173 194L174 192H171ZM175 193H176V192H175ZM23 194H24V193H23ZM145 194H146V192H145ZM145 194H144V195H145ZM151 194H154V193H151ZM172 194H170V192H169L170 197H172V196H171ZM176 194H177V193H176ZM21 195H22V194H21ZM28 195H29V193H28ZM28 195H26L27 198H28ZM166 195H167V194H166ZM166 195H165V196H166ZM0 196H1V195H0ZM10 196H11V195H10ZM13 196H14V194H13ZM23 196H24V197H23ZM23 196H22V198H25V195H23ZM31 196H33V194H32ZM157 196H158L159 199L161 198V201L163 200L162 197H165V196H162V197H161V196H159V195H157ZM173 196H174V194H173ZM176 196H177V195H176ZM38 197H39V196H38ZM167 197H169V196H167ZM170 197H169V198H170ZM0 198H4V196H1ZM16 198H17V196L15 197V201H17V202H19L20 199H22V198H19V199H18L19 201H18V200H16ZM29 198H31V197H29ZM147 198H148V197H146V199H147ZM165 198H166V197H165ZM165 198H164V200H165ZM5 199H6V198L3 199L4 203H5ZM32 199H33V198H32ZM38 199H39V198H38ZM148 199H151V198H148ZM148 199H147V200H148ZM166 199H167V198H166ZM22 200H24V199H22ZM25 200H29V199H25ZM151 200H154V199L152 198ZM12 201H13V200H11V202H12ZM31 201H32V200H31ZM148 201H149V200H148ZM38 202H39V201H38ZM144 202H146V201H144ZM144 202H143V203H144ZM20 203H21V202H20ZM20 203H19V204H20ZM22 203H23V202H22ZM28 203H29V201H27V203H25V205L28 204ZM9 204H10V203H9ZM9 204H8V205H9ZM145 204H146V203H144L143 206H144ZM163 204H164V203H163ZM6 205H7V204H6ZM13 205H15V204H13ZM13 205H12V206H13ZM35 205H37V204H35ZM157 205H159V204H157ZM157 205H156V206H157ZM4 206H5V204H4ZM12 206H11V207H12ZM5 207H6V208H5ZM5 207H4V208L6 209L5 212H6L8 215H10L11 212L9 213V211H7V209H8L7 206H5ZM11 207H10V208H11ZM27 207H28V206H27ZM30 207H31V206H30ZM146 207H147V206H146ZM149 207H150V206H149ZM153 207H155V206H153ZM153 207H151V208H153ZM18 208H19V207H18ZM147 208H148V207H147ZM147 208H146V209H147ZM151 208H150V209H151ZM22 209H23V208H22ZM49 209H50V208H49ZM143 209H145V207H143L142 210H143ZM146 209H145V210H146ZM160 209H161V208H160ZM14 210H15V209H14ZM14 210H13V211H14ZM16 210H17V209H16ZM19 210H20V209H19ZM24 210H25V209H24ZM26 210H27V208H26ZM36 210H37V209H36ZM142 210H141V211H142ZM148 210H149V208H148ZM156 210H157V209H155V211H156ZM27 211H28V210H27ZM150 211H151V210H150ZM25 212H26V211H25ZM25 212H24V213H25ZM48 212H49V211H48ZM157 212H158V211H156V213H157ZM6 213H4V215H6ZM50 213H51V211H50ZM146 213H147V211L144 212V214H146ZM148 213H150V212H148ZM21 214H22V213H21ZM21 214H20V212H19V215H21ZM151 214H152V213H151ZM151 214H150V215H151ZM153 214H155V212H154ZM13 215H14V214H13ZM25 215H27V214H25ZM34 215H35V214H34ZM156 215H157V214H156ZM0 216H1V214H0ZM10 216H11V215H10ZM121 216H122V214H121ZM146 216H147V214H146ZM6 217H8V216L6 215L5 218H4V217H3V213H2V217H1V218H4L3 221H6ZM13 217H14V216H13ZM15 217H16V216H15ZM19 217H20V216H19ZM21 217H23V214H22ZM21 217H20V218H21ZM153 217H155V215H154ZM153 217L150 218V216H149L148 219L151 220ZM1 218H0V222L4 223V222L1 220ZM11 218H12V216L9 217L7 220H9V219H11ZM32 218H33V217H31V219H32ZM119 218H120V217H119ZM121 218H123V216H122ZM17 219H18V218H17ZM43 219H44V218H43ZM51 219H53V218H51ZM105 219H106V218H105ZM111 219H112V218H111ZM111 219H109V220L111 221ZM14 220H16V218H15ZM18 220H19V219H18ZM24 220H26V219H24ZM48 220H49V219H48ZM106 220H107V219H106ZM152 220H154V219H152ZM10 221H11V220H10ZM12 221H13V218H12ZM21 221H23V220H21ZM27 221H28V220H27ZM42 221H43V220H42ZM104 221H105V220H104ZM110 221L108 222L109 224L105 221V222L107 223V226H108V225L110 226V225L112 224L113 219H112V222H111V223H110ZM39 222H40V221H39ZM39 222H38V223H39ZM48 222H51V221H48ZM48 222H45L44 224L47 223V224L49 225ZM53 222H54V221H52L51 224H52ZM17 223H19V222L17 221ZM20 223H21V225H22V222H20ZM42 223H43V222H42ZM4 224H5V223H4ZM11 224L13 225V228H14V227H17L16 222H15V225H16V226H14L13 223L6 224V225H8V227H9V225H10V227H12ZM44 224H43V225H44ZM53 224H54V223H53ZM53 224H52V225H53ZM113 224H114V223H113ZM6 225H2V226H6ZM18 225H19V224H18ZM27 225H28V224H27ZM38 225H39V224H38ZM38 225H37V226H38ZM43 225H40V226L44 227ZM56 225H57V224H56ZM65 225H66V224H65ZM147 225H148V224H147ZM2 226H1V227H2ZM63 226H64V224H63ZM105 226H106V225H105ZM144 226H146V225H144ZM148 226H149V228L147 229ZM148 226H146V230H145V228H144L145 231H142V230H141V234H143V235L141 236V234H140V236H141L143 239L145 238V239L147 240V243L151 240V238H150V240H148V235H147L146 233H144V232H146L147 230L149 231V229H151V228H150L151 226H150V225H148ZM38 227H39V226H38ZM58 227H59V226H58ZM66 227H67V225H66ZM66 227L64 226L65 231H66V230H69L68 227H67V228H66ZM113 227H114V226H113ZM113 227H112V225H111V229H113ZM13 228H11V230L9 229V233L12 231ZM21 228H22V227H21ZM26 228H27V226H26ZM29 228H30V227H29ZM39 228H40V227H39ZM49 228L51 229V227H49ZM49 228H48V229H49ZM59 228H60V227H59ZM109 228H110V227H109ZM14 229H15V228H14ZM14 229H13L12 232H14ZM17 229H18V228H17ZM56 229H57V228H56ZM111 229H110V230H111ZM114 229H115V228H114ZM114 229H113V231L110 232L109 236H110L112 233L115 232L116 229H115V230H114ZM20 230H21V229H20ZM35 230H38V229L36 228ZM39 230L41 231V229H39ZM42 230H43V229H42ZM52 230H53V231H58V230H54V229H52ZM52 230H51V232H52ZM61 230H62V229H61ZM110 230H109V231H110ZM122 230H124V228H123ZM125 230H126V229H125ZM125 230H124V233L121 232V230L119 231L120 233H119L118 231H117V233H119V234L122 233L124 236H126V235H125ZM7 231H8V230H7ZM15 231H16V233L14 232L15 235H16L17 233H19V232H17V230H15ZM40 231H38V233H39ZM49 231H50V230H49ZM49 231H48V232H49ZM97 231H98V230H97ZM105 231H106V230H105ZM107 231H108V230H107ZM12 232H11V233H12ZM20 232H21V231H20ZM27 232H28V231H27ZM63 232H64V231H63ZM9 233H6V234H9ZM11 233H10L9 235H11ZM43 233H44V235H43ZM45 233H46V232H43V231H42V233H41V232L39 233V236H40V238L43 239V240L41 239L43 242H44V239H46L45 244H44V245L41 244V245H40L41 247L39 246V248L37 247L38 244H35L36 246L33 245V249H30V250H33L32 252H30V253H32V256H31L32 258L30 259V260H31V264H58V262H59V261H58V258L54 256L55 252L53 251L54 254H53V252H52V250L55 249V246H54V244H53L54 241L52 242L50 239H53V238H51V236L49 235L50 238H49V240H48V235L46 236ZM49 233H50V232H49ZM52 233H54V232H52ZM126 233H127V232H126ZM12 234H13V233H12ZM50 234H51V233H50ZM65 234L67 235V232H65ZM93 234H94V233H93ZM95 234H96V233H95ZM97 234H98V232H97ZM115 234H116V232H115ZM119 234H118V235H119ZM145 234H146L147 238H146V236L143 237ZM0 235H1V234H0ZM13 235H14V234H13ZM13 235H11L9 238L7 237V240L5 239V237L8 236V235H5V237H3V236L1 235V236L4 238V239L1 238V239H2L1 242H2V241H3V242L6 241V243H7L6 245H4L6 251H7V247L9 246V248H10V245H11V244L14 245L15 242H16V245H17V247H18V243H17L16 237L13 236ZM53 235H54V236H53ZM12 236H13V238L15 237L14 240H16V241L13 240V241H14V244L12 243L13 241L10 242L11 239H13ZM18 236H19V235H17V237H18ZM20 236H21V234H20ZM92 236H93V235H92ZM111 236H112V235H111ZM116 236H117V235H116ZM120 236H121V235H120ZM120 236H118L117 238H121V237H122V236H121V237H120ZM124 236H123V237H124ZM24 237H25V236H24ZM37 237H38V236H37ZM37 237H36V239H37ZM52 237H55V234H52ZM97 237H99V236H97ZM100 237H101V235H100ZM102 237H103V236H102ZM141 237H140V238H141ZM149 237H150V236H149ZM92 238H94V237H92ZM95 238H96V236H95ZM111 238H112V240L110 239V237L108 238V240L110 239V241L112 242V246H113V248H114V249L112 248V249H113V253H114V256H112V257H113V258L115 257V260L117 261L118 264H119V263L121 264L122 261H125V262H126L127 259L125 260V257H124V256L126 255V254H124V253H125V250L128 249V247H126V246L128 245V244H126L127 242H125L126 239L123 238L122 240L125 239L124 241H122L121 239H119V240H121V241H119L117 238H115V237H113V236H112ZM142 238H141V239H142ZM154 238H155V237H154ZM9 239H10V240H9ZM17 239H18V238H17ZM22 239H23V238H22ZM24 239H26V238H24ZM30 239H32V238H30ZM38 239H39V238H38ZM55 239H56V238H55ZM96 239H97V238H96ZM98 239H99V238H98ZM57 240H59V239H57ZM152 240H154V239L152 238ZM7 241H9L10 243L7 242ZM22 241H23V240H22ZM37 241H38V240H37ZM126 241H128V240H126ZM144 241H145V240H144ZM27 242H28V241H27ZM40 242H41V241H40ZM43 242H42V243H43ZM93 242H94V240H93ZM120 242H123V245H124L127 249H125V247H123V248H124L123 251L120 250V248H121L120 245H122V243H120ZM151 242H152V241H150V243H151ZM4 243H5V242H4ZM8 243H9L10 245H9ZM29 243H30V242H29ZM33 243H34V242H33ZM36 243H37V242H36ZM63 243H65L64 240H63ZM94 243H96V242H94ZM117 243H120V245H117ZM124 243H125V244H124ZM57 244H58V243H57ZM90 244H91V242H90ZM28 245H29V244H28ZM59 245H60V244H59ZM62 245H63V244H62ZM97 245H100V244H97ZM123 245H122V246H123ZM148 245H149V243H148ZM25 246H27V245H25ZM34 246H35V247H34ZM57 246H58V245H57ZM149 246H150V245H149ZM12 247H13V246H12ZM15 247H16V246H15ZM59 247H60V246H59ZM95 247H96V246H95ZM95 247L93 246V249H97V248H98V246H97V248H95ZM119 247H120V248H119ZM1 248H2V247H1ZM9 248H8V249H9ZM18 248H19V247H18ZM18 248L14 249V250L11 249L10 251L8 250V252H6L5 249L3 248V249H4V252H3V253H4L5 257H6L5 252H6L7 255H8V257H6V258H8V261H7L8 263L11 262L10 264H16L15 261H17V262L19 261V259L16 260V258H17V254H18V253H17V251H18L17 249H18ZM21 248H22V247H21ZM31 248H32V246H31ZM101 248H102V247H101ZM118 248H119V249H118ZM57 249H58V247H57ZM93 249H92V253H93V254H94V251H98V255L100 254L99 251H101V249H100V250H93ZM98 249H99V248H98ZM148 249H149V248H148ZM16 250H17V251H16ZM30 250H29V251H30ZM67 250H68V249H67ZM27 251H28V250H27ZM20 252H21V251H20ZM66 252H67V251H66ZM122 252H124V253H122ZM128 252L131 254V252L129 251V249L127 250L126 253H128ZM1 253H2V251H1ZM3 253H2V254H3ZM21 253H22V252H21ZM57 253H58V252H57ZM60 253H62V252H60ZM90 253H91V252H90ZM96 253H97V252H96ZM96 253H95V254H96ZM129 253H128L127 255H129ZM22 254H23V253H22ZM26 254H27V253H26ZM52 254H53V255H52ZM93 254H91V255L93 256V257H91L92 259L97 255V254H96V255L94 256ZM103 254H104V253H103ZM19 255H20V254H19ZM30 255H31V254H30ZM58 255H59V254H58ZM63 255H64V254H63ZM98 255H97V256H98ZM1 256H2V255H1ZM15 256H16V257H15ZM60 256H62V255H60ZM60 256H59V257H60ZM97 256H96V257H97ZM129 256H130V255H129ZM129 256H128V258H129ZM5 257H4V258H5ZM2 258H3V257H2ZM2 258H1V259H2ZM27 258H28V257H27ZM29 258H30V257H29ZM97 258H98V257H97ZM97 258H96V260H95V261H96L95 264H99V263H101L100 260H99V262H97V260H98ZM100 258H101V257H100ZM102 258H103V257H102ZM126 258H127V256H126ZM68 259H69V258H68ZM87 259H89V258H87ZM87 259H86V260H87ZM28 260H29V259H28ZM28 260H27V261H28ZM59 260H60V259H59ZM86 260H85V261H86ZM9 261H10V262H9ZM104 261H105V260H104ZM104 261H103V262H104ZM21 262H22V261H21ZM21 262H20L19 264H21ZM86 262L88 263V261H86ZM91 262H92V261H91ZM114 262H115V261H114ZM1 263H2V262H1ZM117 263H116V264H117ZM2 264H3V263H2ZM6 264H7V263H6ZM17 264H18V263H17ZM60 264H61V263H60ZM73 264H74V263H73ZM82 264H84V262H82ZM101 264H102V263H101ZM104 264H105V263H104ZM123 264H125V263L123 262Z\"/></svg>",
  "mask_w": 264,
  "mask_h": 264
},
{
  "label": "water",
  "instance_id": "3",
  "mask_svg": "<svg viewBox=\"0 0 264 264\" xmlns=\"http://www.w3.org/2000/svg\"><path fill=\"white\" fill-rule=\"evenodd\" d=\"M10 10V9H9ZM9 10L6 11L8 18H9ZM39 10V9H38ZM112 10H117L120 12V10H118V8H113ZM117 11H115L112 14H109V16H111V19H106L105 16H107L106 12H103V14H101V17L105 18L107 20V22L105 23H101V24H95L92 25L91 27H89V25L91 24L90 22H92L88 18H90V16L86 15V20H84L86 22V27L84 25V27L86 28H82L77 32H71L69 33L70 38H69V42H71L70 45H67L66 47L69 46V48L72 50L74 43H76L78 38H83L85 40L89 39V36L92 34V32L99 30V29H106L105 32H107V34H110L109 38H103L101 44H99V47H96L95 49H83V51H81V49H78L79 51H73V53L71 55H65L62 56V58L66 59L67 61H71L67 62L65 65L66 66H71V65H76L77 68H79V70H77L74 74L71 75L72 79L76 82H81V83H85V76L84 74L86 73L85 70L87 68H89V66L95 62H101V64H103L104 66L108 67V66H112L114 63L112 60H120L122 62V64H120V66L122 65V67H127V70L129 69V67L131 66H137V65H143V64H151V63H160L163 62L164 59L166 58L167 52L168 50L171 48L168 45L164 44L163 38L161 36H157L155 37L153 40L151 41H147L143 38L142 35L143 33H145L147 31V28L144 27L143 25H141L139 23L138 20H135L134 23L130 22V24L135 25L136 27H134V29L132 30L133 33H131L130 35L126 34V33H119L118 31L112 30V27L115 28H119L122 24H125V21L121 20L120 14L117 13ZM40 12V11H39ZM61 12V13H60ZM59 13H52L50 12L49 15H47V19H50L52 22H58V21H63L66 22L67 19L71 18V16H73V13L71 10H62ZM41 14H44L42 12H40ZM121 13V12H120ZM120 17V18H119ZM59 19V20H58ZM82 21V22H84ZM131 21V20H130ZM44 23V22H43ZM43 23L40 21L37 23L36 25V30L34 32H43L47 31V27H43ZM128 23V22H126ZM108 24V25H107ZM101 25V26H99ZM111 28V29H110ZM84 29V30H83ZM31 33V32H30ZM50 35H52V33L49 31ZM41 33H39L40 35ZM50 39L52 40V45L51 46H47L46 48H50L51 50L54 49V51H57L58 49H62V50H66V47L63 45H61L62 40L61 37L62 35L56 33L55 35L59 36V37H54V36H50ZM140 36V37H139ZM122 39L121 40H119ZM105 39V40H104ZM104 40V41H103ZM128 43H132L135 47H137L139 50H137L136 53L131 52L130 50H128V48L124 45L128 44ZM112 45H115V47L118 49L120 48L121 52H124L122 54H118L117 56H114L113 54L109 53V50L111 49ZM75 47V46H74ZM124 48V51H123ZM56 49V50H55ZM85 50V51H84ZM94 50V51H93ZM97 52V54H96ZM71 56V57H70ZM184 60L186 61V59H188L189 57H183ZM183 58L181 57L180 60L178 59V62H183ZM83 59H88L89 64L88 66H86L84 63L81 62V60ZM36 62L38 63L39 67H43L47 70V64L45 62V56L44 54L41 52L39 55H37L36 57ZM175 62V61H173ZM2 65V64H1ZM44 70V72L46 71ZM127 70L125 72L122 73H118L116 74L118 76L117 81H119L120 79L124 78V74H126ZM132 71L131 69L129 70ZM128 73V74H129ZM81 78V79H80ZM165 80V78H164ZM93 79L89 78V84H92ZM118 83V82H115ZM113 83V87L112 89L117 90L118 88H116L118 86V84ZM120 86V85H119ZM122 86H120V90L118 89V91L116 93L117 96L124 91V89L122 88ZM114 91L112 90V95L114 94ZM169 95H167L170 99L177 97V94L179 92L177 91H172L170 90ZM155 103L158 102V100L154 101Z\"/></svg>",
  "mask_w": 264,
  "mask_h": 264
}]
</instances>
